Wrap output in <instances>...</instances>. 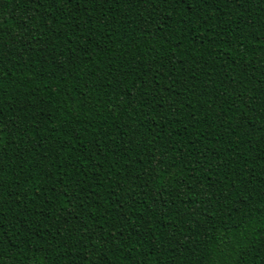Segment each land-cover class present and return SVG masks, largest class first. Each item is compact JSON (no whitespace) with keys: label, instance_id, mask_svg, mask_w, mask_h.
I'll return each instance as SVG.
<instances>
[{"label":"trees","instance_id":"obj_1","mask_svg":"<svg viewBox=\"0 0 264 264\" xmlns=\"http://www.w3.org/2000/svg\"><path fill=\"white\" fill-rule=\"evenodd\" d=\"M0 264H264V0H0Z\"/></svg>","mask_w":264,"mask_h":264},{"label":"snow or ice","instance_id":"obj_2","mask_svg":"<svg viewBox=\"0 0 264 264\" xmlns=\"http://www.w3.org/2000/svg\"><path fill=\"white\" fill-rule=\"evenodd\" d=\"M0 115H2V113H0Z\"/></svg>","mask_w":264,"mask_h":264}]
</instances>
